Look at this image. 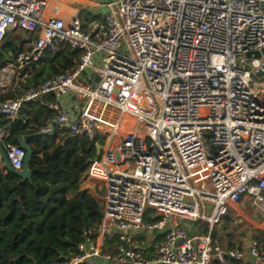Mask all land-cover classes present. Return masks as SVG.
<instances>
[{
	"label": "built area",
	"instance_id": "built-area-1",
	"mask_svg": "<svg viewBox=\"0 0 264 264\" xmlns=\"http://www.w3.org/2000/svg\"><path fill=\"white\" fill-rule=\"evenodd\" d=\"M86 1L100 13L84 30L77 0H0V43L35 35L3 71L19 77L60 43L80 51L71 69L0 104L6 126L24 104L54 95L41 133L103 140L81 185L103 206L100 241L56 264H93L104 237L118 239L105 258L119 264L247 263L246 247L226 249L213 234L243 201L264 217V56H253L264 49V0ZM6 126L0 143L21 170L25 151L3 144ZM154 229L160 241L147 257L132 234ZM249 247L264 262L256 238Z\"/></svg>",
	"mask_w": 264,
	"mask_h": 264
},
{
	"label": "trees",
	"instance_id": "trees-1",
	"mask_svg": "<svg viewBox=\"0 0 264 264\" xmlns=\"http://www.w3.org/2000/svg\"><path fill=\"white\" fill-rule=\"evenodd\" d=\"M80 18L82 28L87 30L89 23L97 20L98 16L83 9ZM26 35L30 38L24 40ZM33 39L35 35L23 31L6 34L0 43V70L13 55L24 49L26 42ZM79 55L80 51L63 43L55 52L46 51L37 63L21 72L17 84L0 92V104L22 96L29 88L71 69ZM54 100V95H48L42 99L43 104H24L20 118L8 126L7 120L0 117V126H6L8 132L3 144L19 146L18 138L24 136L31 148L29 178L0 167V264L64 263L80 255L79 246L87 239L94 241L98 234L103 206L82 190L81 185L90 161L97 157L96 144L102 145L103 140H89L57 130L52 134L41 133L42 126L55 116L47 106ZM221 221L223 230L227 231L234 219L228 213ZM217 231L213 234L214 239ZM249 235L260 242L264 252V233L258 231L239 237L233 236V232L232 235L227 234V248H243ZM118 246L116 237L105 240L103 253L111 249L116 251ZM152 249L151 246L146 250ZM227 264L243 263L228 261Z\"/></svg>",
	"mask_w": 264,
	"mask_h": 264
},
{
	"label": "crops",
	"instance_id": "crops-1",
	"mask_svg": "<svg viewBox=\"0 0 264 264\" xmlns=\"http://www.w3.org/2000/svg\"><path fill=\"white\" fill-rule=\"evenodd\" d=\"M15 32H17V31H15ZM61 103H62V106L64 107L65 110L71 109L70 104H69V100H68V98L66 96H62L61 97ZM0 167H3V166L0 165ZM81 189L83 190L82 187H81ZM90 194L96 200L100 201V199H99V197L97 195H95V194H93L91 192H90ZM237 206L242 207L245 210L246 214L247 215H250V217H251V219H252V221L254 223V225H253V227L251 229L252 232L258 231V232H263L264 233V217L260 213H258L257 211L251 209L249 207V204H248L247 201H243L240 204H238ZM221 224H222V221H221ZM221 224H219L217 226V229H218V232H219L221 238H225V237H227L226 236L227 235L226 234L227 231L226 230H223ZM171 226H172L171 223H169L168 224V227H171ZM202 228H200L201 231H202ZM198 229H199V227L194 226V227L190 228V231H191V233H195ZM249 232H251V231H249ZM216 236H217V234H216ZM249 236L251 237V235H249ZM132 237L137 242H139L140 244H142V247L144 248L145 255L147 257H152L155 254V247L157 246L158 242L160 241V239H159L160 238V235H159L158 232H157L156 235H153L152 232L150 234H147L145 232L144 233H135V234H132ZM247 237H246V239H247ZM97 239H98V241H100L99 235L96 236V240ZM246 239L244 240L243 247H245ZM105 240H111V239H107V238L104 237L103 240H102V242H101L100 254H98L96 256L90 257L89 258V261L92 262L93 264H119V263L115 262L114 260H110V259H106L105 258L106 255H108V254H114L115 253V251H113V249H111L110 251L108 250L105 253H103V248H104ZM226 240H227V238H226ZM151 246L153 247L152 250H149V251L146 250L147 248H150ZM224 248L228 249L227 248V243L224 246ZM214 263H211V264H214ZM247 263L252 264L249 260H248ZM247 263H244V264H247Z\"/></svg>",
	"mask_w": 264,
	"mask_h": 264
},
{
	"label": "rangeland",
	"instance_id": "rangeland-1",
	"mask_svg": "<svg viewBox=\"0 0 264 264\" xmlns=\"http://www.w3.org/2000/svg\"><path fill=\"white\" fill-rule=\"evenodd\" d=\"M77 3L79 6H84L83 8L85 10H89L90 12H95L94 14L100 13L99 9L97 6H95L94 3L87 2L86 0H77ZM76 5V2H75ZM18 33L21 31H17ZM30 38L29 36H25L24 40H27ZM3 69V68H2ZM0 70V92L2 90H6V88L10 87L12 83L16 82V80H19V77L16 75H13L10 73V71H3ZM92 186L95 187V184L93 183ZM98 190H96L97 192ZM229 215L234 219V222L232 223L231 227L227 230L226 234H231L233 232V236L239 237L241 234H246L249 231L252 232V227L254 225L250 215H247L245 210L242 207L239 206H234L233 210H230ZM233 228V230H232ZM217 229V228H216ZM218 230V229H217ZM216 241L217 243L224 247L227 243L226 237L221 238L219 232L217 231V236H216Z\"/></svg>",
	"mask_w": 264,
	"mask_h": 264
},
{
	"label": "water",
	"instance_id": "water-1",
	"mask_svg": "<svg viewBox=\"0 0 264 264\" xmlns=\"http://www.w3.org/2000/svg\"><path fill=\"white\" fill-rule=\"evenodd\" d=\"M106 1H111V0H106ZM261 55L264 56V49L260 52H254L253 56L258 58ZM249 56V55H247ZM18 145L19 147H21L24 151H25V156L23 159V167L21 170H15L11 167L9 160L7 158L6 155V150L4 148V146L2 145V143H0V165H2L5 169H7L8 171L14 172L20 176H22L23 178H29L31 175V172L29 170V162H30V157H31V148L30 146L26 143L25 141V137L21 136L18 138ZM100 149L101 146L100 145H96V154L99 155L100 154ZM182 224L184 226H192L193 224L189 223V222H182ZM207 229V224L205 223L203 228H202V233H205ZM152 234L156 235L157 234V230L154 229L152 230ZM251 240V237L248 236L245 242V252H246V256L248 258V260L252 263V264H264V262H256V259L254 257L251 256L250 254V247H249V242Z\"/></svg>",
	"mask_w": 264,
	"mask_h": 264
}]
</instances>
